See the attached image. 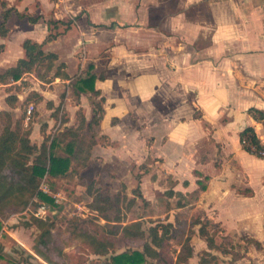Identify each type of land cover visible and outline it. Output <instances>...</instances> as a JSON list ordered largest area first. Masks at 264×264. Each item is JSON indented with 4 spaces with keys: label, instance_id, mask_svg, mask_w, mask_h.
I'll return each instance as SVG.
<instances>
[{
    "label": "crops",
    "instance_id": "0c3cea01",
    "mask_svg": "<svg viewBox=\"0 0 264 264\" xmlns=\"http://www.w3.org/2000/svg\"><path fill=\"white\" fill-rule=\"evenodd\" d=\"M1 1L20 13L38 11L40 18L21 28L11 24L12 14L8 33L0 34V65L23 58L30 38L45 42L44 50L58 56L56 64H65L68 78L54 76L47 92L56 95L80 72L96 77L100 94L78 87L66 94L72 117L66 125L76 126L78 111L91 125L96 104L85 101L93 97L103 108L96 127L111 119L113 130L128 111L139 122L134 128H146L147 137L135 129L139 136L132 140L108 129L96 136H107L113 145L128 140L129 147L139 140L148 148L136 163L150 159L137 175L143 199L148 200L143 179L171 178L169 199L200 192L198 200L183 201L177 209H217L212 219L228 231L244 222L250 236L264 241V155L249 152L241 137L252 127L264 146V118L250 113L264 112V0H0V23ZM67 15L78 20L66 23ZM51 19L66 28H56V36L46 40ZM70 93L78 104L72 110ZM118 153L138 157L131 150Z\"/></svg>",
    "mask_w": 264,
    "mask_h": 264
},
{
    "label": "rangeland",
    "instance_id": "374dc122",
    "mask_svg": "<svg viewBox=\"0 0 264 264\" xmlns=\"http://www.w3.org/2000/svg\"><path fill=\"white\" fill-rule=\"evenodd\" d=\"M38 14V11H34L33 16H30L38 17ZM65 18L66 23L78 20V17L73 19L68 15ZM26 21L30 20L14 15L11 24L25 28ZM60 26L66 28L61 20L56 22L54 28L51 25V34L54 35L56 28ZM27 32L30 33L31 30ZM17 48L18 45L13 47L12 52ZM105 51L106 49L102 51L103 56L108 55ZM5 61L6 64L0 65V72L12 65L9 60ZM60 65L55 64L51 76L57 67L64 71L65 64ZM47 72L45 64L37 61L18 81L1 83L0 136L9 127L18 138H28L32 152L28 156H24L25 152H22V156L8 158L7 164L0 166V175L6 176L8 181L18 180L23 156L27 157L24 162L28 165H48L50 154L67 156L71 145L77 158L72 156L70 169L64 176L47 174L37 180L34 189L32 185L22 182L24 186L19 192L0 201V264H103L106 260L111 264L113 255L127 250H143L145 242L153 241L146 233L137 234L136 230L140 229V225L134 230L137 234L134 240L116 237L114 226L106 222L129 224L141 221L142 227L147 230L151 225L170 220L174 222L175 230L172 229L167 238H163V245L158 248L161 251L160 257H147L144 264H161L162 261L164 264H200L202 258L204 264H264V241L261 239L262 248H258L256 240L245 231L247 228L243 226L244 222L233 223L240 227L228 231L222 223L211 222V215H216L217 209L195 206L176 208L183 201L190 203L198 200L199 190L191 192L190 199L194 198L192 201L189 194L169 199V191L165 194V190L173 185V180L163 176L160 181L154 182L147 176L143 179V194L148 200L138 196L134 189L138 186L137 175H140L139 171L143 166L136 163L145 159L148 148H144L139 140L130 142L129 147L128 140L139 136L133 131L135 129L140 130V137H147L146 128H134L133 124L136 122L139 125V122H134L136 117L128 111L122 113L120 126L113 130L109 128L111 119L99 128L93 124L88 126L82 120L83 114L80 111L77 113L79 121L76 126L66 125L65 122L72 117H69L70 113L66 110L65 96L72 90L77 93L79 80L84 74H75L70 81L62 84L55 95L49 89L48 92L46 90L53 88L48 86L51 76ZM70 95L72 110L78 104L76 97L72 93ZM97 100L98 98L92 97L85 103L93 108ZM31 104L34 109L29 115L28 107ZM54 106L58 110L52 109ZM107 129L114 131V137L128 133L124 136L127 137V142L117 139L118 143L113 145L105 135L97 140L96 136ZM130 150L133 156L138 157H130ZM118 151L128 153L129 156H123ZM143 151L145 154L141 155ZM148 162L150 159L143 163ZM33 190L35 191L32 192ZM38 191H45L54 199V202L46 204L48 209L45 212L38 211L43 203L37 195ZM102 197L117 199L118 206L102 213V205L108 203L102 201ZM6 201L9 203L6 204ZM96 205L101 210L96 211L93 208ZM199 219L203 224L204 235L200 233L201 225L195 224ZM207 239H214L213 247L209 246ZM42 241H48L47 245ZM102 242L110 247L104 255L97 253L103 251Z\"/></svg>",
    "mask_w": 264,
    "mask_h": 264
},
{
    "label": "trees",
    "instance_id": "16d2710c",
    "mask_svg": "<svg viewBox=\"0 0 264 264\" xmlns=\"http://www.w3.org/2000/svg\"><path fill=\"white\" fill-rule=\"evenodd\" d=\"M1 5L4 8V11L2 13L3 21L0 23V34L3 36H5L8 33L7 22L13 13L19 17H27L30 20V22H33V23L37 22V20L40 18L39 16L32 17L25 13H20L14 7H8L5 1H1ZM56 22L58 21H53L52 19L48 21L49 30H51V25L53 26V28L56 26ZM55 36H56L55 34L52 35L50 33L47 36L46 40H51ZM44 43L45 42L39 43L32 39H26L23 43V49L25 53L24 57L19 59L14 66H10L5 71L0 72V84L9 83L10 80L18 81L19 79L22 78V75L24 73L29 72L32 69V66L37 61H41L43 65L45 64L46 72L48 71L47 73H48V76L50 77L51 76L50 74L53 71V68L56 64V60L58 59V56L54 52H50V51L46 52L43 48ZM1 47L2 46H0V48ZM59 68L60 67H57L55 73H53V75L50 77L51 79L54 76H63V77L68 78V75L64 71L63 72L60 71ZM90 68H93V66H90ZM46 80H47V77H46ZM95 80H96V77L91 74L88 75L87 77H82L79 80V86H78L79 90L80 91L90 90V91H94V93L97 95L100 94V91L96 90L95 88ZM55 110H58V109H55ZM102 113H103V108L101 107L99 103H96L95 115H94L93 120L91 121V125L99 124V121L102 117ZM250 113L253 114L258 119L264 118V112L258 109L252 108L250 109ZM82 120L83 121L85 120L84 116ZM241 137H242V140L246 137L251 142V144L256 147L257 151H254L251 148L247 147V150L249 152L256 154L259 157H262V155H260L258 151L263 148V145L261 144L259 138L257 137L252 127L245 128L244 131L242 132ZM53 146L54 145L52 143L51 148H53ZM68 149H69V152H68L69 155L67 156H56L54 154H50L48 165L41 164V163H33L32 165H28L27 163L24 162V160L27 158L24 156H28L32 152V148H31L28 138H24V137L18 138L16 133L12 131L11 128L6 127V129L0 136V166H5L7 164L6 161L8 158L11 159L13 156H19L21 155L22 152H25V154L23 156V163H22L21 169L20 170L17 169L18 174L19 173L21 174V175L20 174L18 175L19 176L18 180L13 179L11 181H8L6 179V176L0 175V201L6 200L10 195L16 192H19L20 188L24 186L22 185V182L24 184L28 183L32 185V189H34L36 187L37 180L39 178H43L47 174L52 175V176H64L70 169V165H71L72 158H73L72 156H76L75 158H77V155H75V152H73L74 151L73 145H71ZM12 160H15V158H13ZM143 167L147 168L145 163L143 164ZM1 180H4V181H1ZM199 186H200V190L206 189V185L203 183V181H199ZM35 190H33L32 192H34ZM134 190L135 192L136 191L138 192V196L143 198L139 184ZM170 193L173 194L174 191H170ZM37 195L43 202L47 204L48 202H54V199L51 196H49L45 191H38ZM102 201L108 202L107 205H105V203L102 205V213H105L104 211L108 208H116L118 206L117 199H110L108 197H102ZM8 203L9 201H6V204ZM93 208L96 211L101 210V207H99L98 205L93 206ZM200 220L201 219L196 220L195 224L201 225L200 233L204 235L205 233H203V224H201ZM211 222H214V224H219L218 222L216 223L215 221H212V219H211ZM106 224H110L114 226V234L116 235V237L123 236L126 239L128 238V239L134 240L137 237L136 236L137 234L145 235L146 233L148 235L147 237H151V240L153 241L152 243L145 242L143 244V247H144L143 250H139V249H134L131 251L127 250V251H123L121 253H117L113 255L111 264H144L147 257L158 259L161 253L160 249L158 248L163 245L162 244L163 238H167V235L170 233V231L172 232V229L175 230V227L173 226L172 222H167V223L160 222L158 224L156 223L155 225L149 226L147 230L142 227L141 221H134L129 224H122L121 222L119 223H107L106 222ZM100 225L102 226V224ZM139 225H140V229L136 230L135 228L136 227L138 228ZM134 230L138 231V233L135 234L134 232L136 231ZM44 233L46 235L47 234L49 235L47 231H45ZM255 240H256L257 247L262 248V244H261L262 242L257 239ZM207 242L209 246L213 247L214 239H210V240L207 239ZM42 243L44 245H47L48 241H42ZM102 248H103V251H98L97 253L104 255L108 253L110 249V247H107L106 245H104L103 242H102ZM225 253H229V252H225ZM53 263L58 264L55 262ZM103 264H110L109 260L108 261L106 260L105 263ZM161 264H164V262L162 261ZM172 264H177V263H172ZM200 264H204L203 258L201 259Z\"/></svg>",
    "mask_w": 264,
    "mask_h": 264
},
{
    "label": "built area",
    "instance_id": "2783aa9c",
    "mask_svg": "<svg viewBox=\"0 0 264 264\" xmlns=\"http://www.w3.org/2000/svg\"><path fill=\"white\" fill-rule=\"evenodd\" d=\"M33 109H34V105L33 104L29 105V107H28L29 115L33 112ZM242 143L244 146L251 148L254 151H257L256 147L254 145H252L251 142L246 137L242 140ZM258 153L262 156L264 155V146L261 150L258 151ZM46 204L47 203L43 202L42 205L39 207L38 211L39 212H42V211L45 212L48 209V206Z\"/></svg>",
    "mask_w": 264,
    "mask_h": 264
}]
</instances>
